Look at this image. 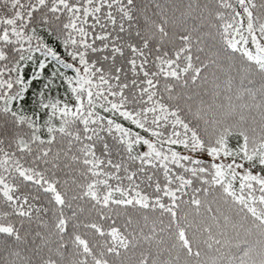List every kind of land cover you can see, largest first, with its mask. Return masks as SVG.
<instances>
[{
  "label": "snow or ice",
  "instance_id": "obj_1",
  "mask_svg": "<svg viewBox=\"0 0 264 264\" xmlns=\"http://www.w3.org/2000/svg\"><path fill=\"white\" fill-rule=\"evenodd\" d=\"M0 264H264V0H0Z\"/></svg>",
  "mask_w": 264,
  "mask_h": 264
}]
</instances>
